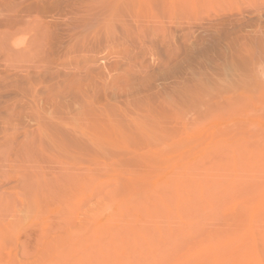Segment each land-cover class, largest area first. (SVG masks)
<instances>
[{
	"label": "rangeland",
	"instance_id": "374dc122",
	"mask_svg": "<svg viewBox=\"0 0 264 264\" xmlns=\"http://www.w3.org/2000/svg\"><path fill=\"white\" fill-rule=\"evenodd\" d=\"M0 264H264V0H0Z\"/></svg>",
	"mask_w": 264,
	"mask_h": 264
}]
</instances>
